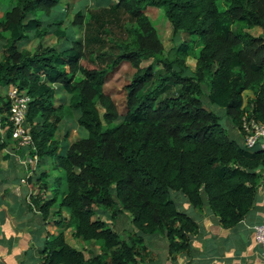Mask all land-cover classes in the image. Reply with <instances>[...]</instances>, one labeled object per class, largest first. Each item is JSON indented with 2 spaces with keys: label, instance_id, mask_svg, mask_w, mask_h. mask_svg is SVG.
<instances>
[{
  "label": "trees",
  "instance_id": "16d2710c",
  "mask_svg": "<svg viewBox=\"0 0 264 264\" xmlns=\"http://www.w3.org/2000/svg\"><path fill=\"white\" fill-rule=\"evenodd\" d=\"M65 1L12 0L0 18V112L8 113L9 88L29 96L36 163L28 206L57 229L40 264H141L150 261L144 238L153 235L167 241L168 259L189 254L199 226L171 193L195 210L207 206L223 229L240 224L255 205L264 149L230 139L200 98L206 86L232 130L240 131L244 116L264 124V38L248 32H264V0H106L75 13L64 30ZM150 7L188 38L173 60L145 14ZM47 36L60 47H43ZM32 42L38 45L28 50ZM123 63L135 73L120 114L104 87ZM74 117L80 139H57ZM104 211L112 223L127 212L135 231L121 239L97 216ZM67 229L98 243V253L71 247Z\"/></svg>",
  "mask_w": 264,
  "mask_h": 264
},
{
  "label": "crops",
  "instance_id": "0c3cea01",
  "mask_svg": "<svg viewBox=\"0 0 264 264\" xmlns=\"http://www.w3.org/2000/svg\"><path fill=\"white\" fill-rule=\"evenodd\" d=\"M237 131L242 142V135ZM2 143V142H1ZM0 150V264H40L43 258L47 236L56 234L52 224L42 221L39 213L30 209V190L26 181L32 176L30 167L21 166L19 150L11 139L6 138ZM17 150V151H16ZM179 202L199 226V232L192 238L189 254L168 259L167 241L145 246L150 261L141 264H264V253L257 243L254 227L264 223V175L260 181L255 205L246 218L232 229H223L218 218L204 206L201 211L190 207L180 194ZM179 210V209H178ZM182 211V210H180ZM65 240L79 244L71 233L64 232ZM82 241V240H80ZM153 241V240H152ZM146 242V241H145ZM82 251L86 256L96 254L89 243L83 242ZM99 249L98 245H95Z\"/></svg>",
  "mask_w": 264,
  "mask_h": 264
},
{
  "label": "rangeland",
  "instance_id": "374dc122",
  "mask_svg": "<svg viewBox=\"0 0 264 264\" xmlns=\"http://www.w3.org/2000/svg\"><path fill=\"white\" fill-rule=\"evenodd\" d=\"M104 1L106 2V0H69V1L66 0L62 4V8L66 10V15H65L64 23L62 25V29L67 30L68 28H70L73 15L75 13L81 12V11L85 13L88 8L94 7L96 4L100 6H104L103 5ZM115 1L116 0H111L112 3H114ZM11 4H12V0H0V18L2 17L3 13L10 8ZM145 14L150 18L152 25L156 29L159 39L163 44L164 56L170 60H173L175 58V48L179 46L181 42L187 40L188 38L183 34L174 35L172 33L170 23L166 19L163 10L150 7L146 9ZM74 32L76 34L75 35L76 38L78 39L82 38L81 28H74ZM248 32L253 37L264 38V32L259 28H250ZM40 44L43 47H46V46L60 47L62 42L56 41V39L53 36H47L43 41L40 42ZM37 45H38L37 42H32V43H29L26 48L28 50H33L36 48ZM188 63L190 67H193L194 59L190 58L188 60ZM149 64H150V61L143 62L142 67H146ZM134 73L135 71L132 69V67L128 63H123L119 66L118 69H116L113 73H111L106 79L104 91L115 102L120 114L124 113V104L126 100V86L130 84ZM187 75H190V73L187 72ZM203 89H204L203 95L201 96L200 99H201V102H203L205 109L213 112L220 118V124L226 130L230 139L235 140L238 143H240L241 141L240 137L238 136L236 130H232V123L225 115L224 110L219 109L213 105H210L207 99L206 86H203ZM65 134H67L68 136L67 138L68 144H72L73 142L80 139V137L82 136L80 128L76 123L75 117L68 120L67 123L63 124V126L61 127V130L57 133V139L60 140ZM12 141L16 146L15 148L19 150L18 152H19L20 161L23 162L27 160L28 157H31L34 154L33 147L29 146L28 148H24L20 146L18 141H15V140H12ZM174 194L175 193H171L170 198L179 202L181 198H178L179 195L174 196ZM177 209L182 210V212L184 210L182 209L181 205L179 206L177 205ZM64 216L66 217L67 214L64 213ZM97 216L100 219H103L105 222H107L108 226L112 228L121 239L127 238L131 233L135 231L131 225V217L127 212L120 211V213H118L113 223L110 219V212L108 211L98 213ZM66 231L69 234L70 233L72 234L71 229H67ZM144 239L146 241L145 242L146 246H150L151 244L152 245L158 244L160 242L159 246L160 248H163L162 241H159L160 239L163 240L161 236H158V235L146 236ZM72 240L73 239L68 238V242L70 243V245L74 246L77 249L83 248V244H84L83 241L77 240L79 244H75L74 242H72ZM89 245L90 247L88 249H91L94 252H97L99 250L98 248L95 247V245L99 246L98 243H93V246H92V243H89Z\"/></svg>",
  "mask_w": 264,
  "mask_h": 264
},
{
  "label": "built area",
  "instance_id": "2783aa9c",
  "mask_svg": "<svg viewBox=\"0 0 264 264\" xmlns=\"http://www.w3.org/2000/svg\"><path fill=\"white\" fill-rule=\"evenodd\" d=\"M6 98L9 104L7 115L0 112V143L4 142L7 134L12 140L18 141L24 148L32 147V139L28 134L26 119L29 110L30 98L25 91L17 88H9L6 91ZM7 116V120L4 118ZM243 136L244 146L252 150L256 146L264 149V124L254 119L244 116L241 119L240 131ZM36 159L28 157L27 160L21 161L23 167H32ZM254 234L257 243L261 246L264 253V223L254 227Z\"/></svg>",
  "mask_w": 264,
  "mask_h": 264
}]
</instances>
